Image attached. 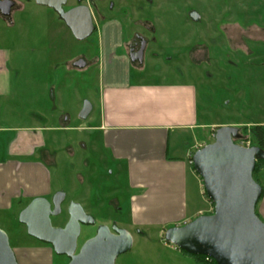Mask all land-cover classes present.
Instances as JSON below:
<instances>
[{
  "label": "rangeland",
  "instance_id": "1",
  "mask_svg": "<svg viewBox=\"0 0 264 264\" xmlns=\"http://www.w3.org/2000/svg\"><path fill=\"white\" fill-rule=\"evenodd\" d=\"M16 1L20 9L13 10L11 21L0 15V47L13 48V89L10 99L1 101V126L43 128L47 149L57 156V165L47 167L53 195L67 194L65 211L52 219L53 226H64L68 206L78 203L96 221L94 226H82L78 249L101 225L115 224L133 237L132 249L120 255L116 264H177L170 258L165 234L161 238L159 230L148 229L141 236L130 226L125 175L120 181L110 175L112 164L102 163L100 155L93 153L90 132L83 129L92 120L82 119V110L99 95L100 69L94 61L99 57L98 33L78 41L54 10L39 6L36 0ZM80 3L95 10L96 25L116 20L126 39L137 30L150 42L159 59L151 61L149 56L146 72L162 74L151 80L196 84L202 123L236 124L221 127L238 129L264 125V0H69L65 10ZM219 34L223 35L216 42ZM86 55L95 62L91 74L70 71L69 64ZM208 55L209 61L201 65L192 61V57L208 59ZM63 118L69 120L67 130L48 129L59 127ZM98 123L99 115L94 124ZM204 131H199L202 141H206ZM242 144L251 146L250 141ZM83 160L89 161L90 168ZM91 169L96 176H90ZM79 173L84 183L79 182ZM256 178L264 188V168ZM34 199L23 198L20 204L25 208ZM13 210L0 212V229L8 235L12 249L44 246L28 235L19 222V210ZM68 262L67 257L53 254L52 264Z\"/></svg>",
  "mask_w": 264,
  "mask_h": 264
},
{
  "label": "crops",
  "instance_id": "2",
  "mask_svg": "<svg viewBox=\"0 0 264 264\" xmlns=\"http://www.w3.org/2000/svg\"><path fill=\"white\" fill-rule=\"evenodd\" d=\"M11 1L20 9L18 1ZM90 9L96 22L95 10ZM96 28L99 57L94 61L100 69L99 95L90 103L92 110L85 118L92 120V124L83 129L90 132L93 153L100 155L102 163L112 164L110 175L117 181L125 175L127 185L124 188L130 195V226L139 230L141 236L145 235V230H159L158 235L163 238L170 228L214 213V205L208 196L205 197L203 181L191 160L199 149L211 143L221 125L236 124L202 123L196 84L182 80H151L152 76L162 77L159 71L146 72L149 56L151 61H156L159 54L139 31H131L127 40L124 28L116 20L104 21ZM137 33L147 43L142 61L134 60L129 50ZM12 51L11 47H0V112L1 101L9 100L13 89ZM91 59L88 55L78 56L69 64L70 71L90 75L95 63ZM208 60L204 56L192 57L197 66ZM78 61H83L85 66L77 68ZM97 115L99 123L94 124ZM1 121L0 113V212L14 209L13 212L19 210L20 215L28 206H21L23 198L32 200L53 195L47 167L57 165V156L47 149L43 128L1 126ZM68 124L69 120L63 118L59 127L48 129L63 131L68 129ZM200 130H205L206 141L199 139ZM35 156L39 157L38 161L32 160ZM83 164L87 168L91 166L89 161L83 160ZM91 170L90 176H96L95 169ZM77 176L79 182H85L81 173ZM256 212L264 222V197ZM45 245L17 247L14 252L18 264H52L55 252ZM168 247L177 251H169L172 262L197 264L193 257L170 243Z\"/></svg>",
  "mask_w": 264,
  "mask_h": 264
},
{
  "label": "water",
  "instance_id": "3",
  "mask_svg": "<svg viewBox=\"0 0 264 264\" xmlns=\"http://www.w3.org/2000/svg\"><path fill=\"white\" fill-rule=\"evenodd\" d=\"M69 0H36L38 5L53 9L78 41L90 38L96 31L91 9L78 5L65 10ZM15 2L0 0V15L10 17ZM145 45L137 56L142 61ZM83 61L76 62L82 68ZM92 110L86 102L81 113L85 119ZM239 129L219 127L214 142L193 155V165L201 177L205 193L214 203V213L167 230L165 240L193 256H205L217 264H264V222L257 215V204L263 189L254 179L256 162L264 160L259 147L246 148L235 143ZM66 193L57 192L52 200L34 199L19 215L28 235L49 245L68 264H116L120 255L133 247L130 232L117 226L101 225L94 237L78 249L82 226H94L95 218L78 203L68 208L69 220L64 227H55L52 218L62 215ZM0 264H18L8 235L0 229Z\"/></svg>",
  "mask_w": 264,
  "mask_h": 264
},
{
  "label": "trees",
  "instance_id": "4",
  "mask_svg": "<svg viewBox=\"0 0 264 264\" xmlns=\"http://www.w3.org/2000/svg\"><path fill=\"white\" fill-rule=\"evenodd\" d=\"M239 133L241 134V138L235 140L236 144L241 145L243 142L250 141L251 147H259L260 149H262L264 151V125L256 124V125H252L249 127L244 126V127L239 129ZM263 168H264V160H258L256 162V167H255V171H254V179L259 184H260V182L256 178V175L259 172H261L263 170ZM262 189H263L262 196H261L258 204L261 202V200L264 197V188L262 187ZM205 197H207L206 193H205ZM211 203L214 205L213 202H211ZM257 215H258V213H257ZM182 252L186 255L193 257L197 264H217L213 259L207 260V257H205V256H193V255H190L184 251H182Z\"/></svg>",
  "mask_w": 264,
  "mask_h": 264
},
{
  "label": "flooded vegetation",
  "instance_id": "5",
  "mask_svg": "<svg viewBox=\"0 0 264 264\" xmlns=\"http://www.w3.org/2000/svg\"><path fill=\"white\" fill-rule=\"evenodd\" d=\"M78 5H82V3H80V4H77L76 6H78ZM17 7V6H16ZM15 6H14V8L13 9H15L16 8ZM7 21H11V16L10 17H7V18H5ZM222 33V32H221ZM224 34H226V32H224ZM222 35L223 34H219L218 36H217V38L219 39L220 37H222ZM218 39H216V42H220V39L218 40ZM226 39V41H228L229 39H228V37L227 38H225ZM222 41V40H221ZM146 40L143 38V37H141V36H139V35H137L136 37H135V39H134V41L129 45V50H130V54H132V55H135V56H137L138 54H139V52H140V50L142 49V47L145 45L146 46ZM217 49H220V47H217ZM206 55V54H205ZM209 57H208V59L210 58V55H208ZM209 61V60H208ZM78 62H81V61H78ZM53 198V197H52ZM52 200V199H51ZM64 204H65V202L63 203V205H62V208H63V212L65 211L64 210ZM68 208H69V206H68ZM68 208H67V211H68ZM62 212V213H63ZM62 216V215H61ZM60 216V217H61ZM57 218H59V217H57ZM57 218H52V219H57ZM65 226V225H64ZM64 226H58V227H64ZM113 226H115V225H112L110 228H112ZM97 233V232H96ZM96 235V234H95Z\"/></svg>",
  "mask_w": 264,
  "mask_h": 264
},
{
  "label": "built area",
  "instance_id": "6",
  "mask_svg": "<svg viewBox=\"0 0 264 264\" xmlns=\"http://www.w3.org/2000/svg\"><path fill=\"white\" fill-rule=\"evenodd\" d=\"M242 146L247 147V148L250 147L249 145L247 146V145H243V144H242ZM191 163L193 164V161L192 160H191ZM207 260H210V258H207Z\"/></svg>",
  "mask_w": 264,
  "mask_h": 264
}]
</instances>
